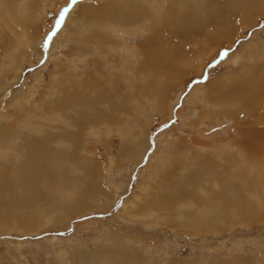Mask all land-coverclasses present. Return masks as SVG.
Instances as JSON below:
<instances>
[{
  "label": "rangeland",
  "instance_id": "374dc122",
  "mask_svg": "<svg viewBox=\"0 0 264 264\" xmlns=\"http://www.w3.org/2000/svg\"><path fill=\"white\" fill-rule=\"evenodd\" d=\"M242 1L0 5V264H264V169L227 164L264 147V0Z\"/></svg>",
  "mask_w": 264,
  "mask_h": 264
},
{
  "label": "bare ground",
  "instance_id": "6f19581e",
  "mask_svg": "<svg viewBox=\"0 0 264 264\" xmlns=\"http://www.w3.org/2000/svg\"><path fill=\"white\" fill-rule=\"evenodd\" d=\"M5 2V4L3 3L2 4V2ZM121 1V0H120ZM176 1V0H175ZM197 1V0H196ZM10 2H12V0H0V5H4V6H6L7 4L8 5H10L11 3ZM178 2V1H177ZM187 2V1H186ZM236 2V1H235ZM243 2H244V0L242 1V4H243ZM247 2V1H246ZM10 3V4H9ZM14 4V3H13ZM30 4V3H29ZM127 4V3H126ZM125 4V5H126ZM172 4V3H171ZM249 4H251L252 5V3L251 2H249ZM248 4V5H249ZM28 5V4H27ZM111 5H113V4H111ZM116 5V4H115ZM175 5V4H174ZM186 5V4H185ZM210 5V4H209ZM227 5H229L230 7H231V5H230V3L228 2L226 5H225V7L224 8H226V9H228V7L229 6H227ZM3 6V7H4ZM181 6V5H180ZM246 6V5H245ZM250 6V5H249ZM8 7V6H7ZM174 7V6H173ZM178 7V6H177ZM189 7V6H188ZM211 7V6H210ZM9 8V7H8ZM182 8H183V5H182ZM190 8V7H189ZM196 8V7H195ZM206 8H208V7H206ZM243 8V7H242ZM241 8V9H242ZM246 8H247V6H246ZM23 9H24V7H23ZM25 9H26V7H25ZM24 9V11H22V12H25L26 10ZM29 9V8H28ZM174 9H176L175 7H174ZM178 9V8H177ZM200 9V8H199ZM208 9H210V8H208ZM211 9H213V8H211ZM240 9V8H239ZM244 9V8H243ZM201 10V9H200ZM29 11V10H28ZM152 11V10H151ZM215 10H211V12H214ZM241 11V10H240ZM249 11V10H248ZM92 12V11H91ZM150 12V11H149ZM178 12H179V10H178ZM181 12V11H180ZM194 12H198V10L196 11H194ZM193 12V14H195ZM204 12H205V10H204ZM203 12V13H204ZM238 12V11H237ZM27 13V12H26ZM151 13V12H150ZM190 14H191V12H189ZM179 14V13H178ZM178 14H176V15H178ZM206 14V13H205ZM205 14L204 15H202V16H205ZM208 14V13H207ZM206 14V15H207ZM212 14V13H211ZM225 14H226V18L224 17V16H220V17H218L217 18V22H218V24H214L213 26L214 27H216V25H217V27L216 28H214V29H216L217 31L218 30H222V28H221V26L224 24V23H226V19L229 17V14L230 13H228V12H225ZM236 14H238V13H236ZM245 14H247V13H245ZM101 15V14H100ZM183 16H185L184 14H182ZM187 15H188V13H187ZM212 15H216L215 14V12L212 14ZM211 15V16H212ZM222 15H224V13L222 14ZM242 15L244 16V14H243V12H242ZM181 17V16H180ZM179 17V18H180ZM208 17V16H207ZM215 17V16H214ZM197 18H200V17H197ZM204 17H202V19H203ZM233 18V17H232ZM236 18V17H235ZM241 18H243V17H241ZM186 19V18H185ZM209 19V18H208ZM208 19H206V20H208ZM230 19V18H229ZM228 19V20H229ZM189 20V19H188ZM191 20V19H190ZM195 20V19H194ZM199 20V19H198ZM222 20H224V22H220V21H222ZM226 20V21H225ZM232 20V19H231ZM180 20H178V22H179ZM181 21H182V19H181ZM210 21V20H209ZM114 22V21H113ZM113 22H112V24H113ZM199 22V21H198ZM198 22L196 21V24H198ZM212 22H213V20H212ZM214 22H215V20H214ZM213 22V23H214ZM220 22V23H219ZM174 23L175 22H173V25H174ZM184 23V22H183ZM205 23V22H204ZM210 22H208V24H209ZM228 23V22H227ZM226 23V24H227ZM230 23V22H229ZM171 24V23H170ZM176 24V23H175ZM185 24V23H184ZM189 24V23H188ZM195 23H193V25H194ZM224 25V27L225 26H227V25ZM177 25V24H176ZM180 26V25H179ZM178 26V29H180V27ZM185 26H186V24H185ZM188 27H191L190 26V24L189 25H187ZM186 26V27H187ZM202 26V25H201ZM232 26H233V24H232ZM182 27H183V24H182ZM200 27V26H199ZM223 27V28H224ZM228 27V26H227ZM229 27H231L230 25H229ZM111 28V27H110ZM192 28V27H191ZM197 28V27H196ZM195 28V29H196ZM235 28V27H234ZM183 29V28H182ZM187 29V28H186ZM185 29V30H186ZM213 28H211V30H214ZM232 29V28H231ZM185 30H183V32L185 31ZM227 30V29H226ZM178 31H180V30H178ZM199 31V30H198ZM206 31V30H205ZM223 31V30H222ZM177 32V31H176ZM207 32V31H206ZM227 32V31H226ZM181 33H182V31H181ZM185 33V32H184ZM184 33H183V35H184ZM217 33V32H216ZM220 33V31H218V34ZM222 33V32H221ZM223 33H225L224 31H223ZM168 34V33H167ZM173 34V33H172ZM234 34V33H233ZM171 35V34H170ZM199 35V34H198ZM202 35H204V34H202ZM210 35V34H209ZM214 35H216V34H214ZM221 35V34H220ZM223 35V34H222ZM229 35H231L230 33H228V36ZM100 36V35H99ZM175 36V35H174ZM190 36H192V35H190ZM207 36V35H206ZM218 36V35H217ZM217 36H215V39H216V37ZM170 37V36H169ZM178 37H179V35H178ZM195 37V36H194ZM208 37V36H207ZM212 37V36H211ZM227 37V35L225 36V39H227L226 38ZM175 38V37H174ZM191 38V37H190ZM202 38V37H201ZM220 38V37H219ZM217 39V42L220 40V39ZM223 38V37H222ZM183 39H184V37H183ZM182 39V40H183ZM187 39V38H186ZM189 39V38H188ZM203 39V38H202ZM179 41H181L180 39H178ZM175 41V40H174ZM179 41H178V43H179ZM188 41V40H187ZM193 41V40H192ZM158 43V42H157ZM169 43V42H168ZM176 44V43H175ZM174 44V45H175ZM172 45V44H171ZM178 46V45H177ZM176 46V47H177ZM172 47V46H171ZM170 47V44L169 45H167V44H162V45H160V47L158 48V49H156V50H154V56L156 57V58H160V59H163V61L165 60L168 64H169V66H170V69H179V68H181L182 67V62L181 61H175V59H174V54H173V50L174 49H172ZM180 47H182V46H180ZM8 52V51H7ZM6 52V53H7ZM149 54V53H148ZM151 55L152 54H150V55H148V56H150L151 57ZM149 57V58H150ZM151 58H153V57H151ZM158 58V59H159ZM157 60V59H156ZM155 61V60H154ZM160 62H161V60H160ZM157 63V62H156ZM158 64V63H157ZM161 64H163V63H161ZM160 64V65H161ZM150 65V64H149ZM164 66H166V64L164 65ZM181 66V67H180ZM150 67V66H149ZM167 67V66H166ZM165 67V68H166ZM168 69V68H167ZM152 70V69H151ZM157 70V69H156ZM168 71V70H167ZM168 73V72H167ZM165 76H167V75H165ZM173 77V76H172ZM235 84V83H234ZM237 84V83H236ZM241 87V86H240ZM86 89V88H85ZM81 91V90H80ZM114 91V90H113ZM72 92V91H71ZM83 92V91H82ZM86 92V91H85ZM65 93V92H64ZM89 93V92H88ZM94 93V92H93ZM96 93V92H95ZM72 94H73V92H72ZM75 94V93H74ZM97 94V93H96ZM240 94V93H239ZM239 94H238V96H239ZM65 95V94H64ZM88 95V94H87ZM90 95V94H89ZM98 95V94H97ZM231 96H237V94L235 93V90H233V88H232V92H231V94H230ZM230 95H229V97H230ZM248 95V96H247ZM255 95V92L253 91V96H252V100H254V104L258 107V109H264V98H262L263 96H261L260 98H257L256 96H254ZM82 96V95H81ZM80 96V97H81ZM251 97V92L250 93H248V94H246V97ZM79 97V98H80ZM226 97V96H225ZM224 97V98H225ZM63 98V97H62ZM73 98H75V97H73ZM83 98V97H82ZM98 98H103V97H98ZM70 99V98H69ZM85 99H87V98H85ZM95 99V102H97L96 101V98H94ZM105 99H107V98H105ZM62 100H64V99H62ZM91 100V99H90ZM84 101V100H83ZM83 101H81V102H83ZM233 101H234V99H233ZM77 102H80V99H79V101H77ZM99 102V101H98ZM97 102V103H98ZM101 102V101H100ZM74 103V102H73ZM257 103V104H256ZM83 104H85V101H84V103ZM82 104V105H83ZM88 104V103H87ZM92 104H93V102H92ZM92 104H91V106H92ZM107 104V103H106ZM108 104H110V102H108ZM94 105V104H93ZM95 105H97V104H95ZM99 105V104H98ZM76 106V105H75ZM78 106H80V105H78ZM88 106H90V105H88ZM255 106V107H256ZM110 107V106H109ZM91 108V107H90ZM92 109V108H91ZM78 110V109H77ZM76 110V111H77ZM95 110V109H94ZM96 111V110H95ZM93 112V111H92ZM91 113V112H90ZM96 113V112H95ZM97 114H102V113H97ZM96 115V114H95ZM58 116V115H57ZM96 118V117H95ZM262 133V135H263V138H264V131L263 132H261ZM260 134V133H259ZM76 136H78L77 134H75ZM81 135V134H80ZM261 135V134H260ZM5 136V135H4ZM7 136V135H6ZM65 136V135H64ZM63 136V137H64ZM61 137V136H60ZM79 137V136H78ZM66 138V137H65ZM64 138V139H65ZM71 138V137H70ZM80 138V137H79ZM84 138V137H83ZM73 139V138H72ZM2 141V140H1ZM250 141H251V139H250ZM264 141V140H263ZM253 142V141H252ZM259 142H257V140H256V144H253V143H250V144H253L254 146L256 145V147H255V149L256 148H258L257 150L259 151L260 150V147L263 149L262 151H259L258 153H253V151H249V152H247V151H244L245 153L243 154L241 151H240V153H242L243 155H245L244 157H236V156H231L230 157V159H229V162L227 163V164H229L230 165V168H232L231 167V165H233V166H235L236 167V165L239 167V169H240V174H238L239 176H240V178L242 179V167L243 166H246V164H249L250 166H252L249 162H251V163H254V165L255 164H258L257 163V160L256 159H258L259 160V163H260V167H262V170L264 169V147L263 146H259V145H257ZM8 145V144H7ZM263 145V144H262ZM259 146V147H258ZM23 147V146H22ZM44 147V146H43ZM217 147V146H216ZM251 147V146H250ZM13 148V147H12ZM21 148V147H20ZM219 148V147H218ZM228 148V147H227ZM28 149V148H27ZM239 149V148H238ZM251 149V148H250ZM1 150H3V152H4V150L5 149H2L1 148ZM78 151V149H75V151ZM228 150V149H227ZM10 151V150H9ZM9 151L7 150V152H4V153H0V154H2V157H4V158H6V156H8V153H9ZM16 151V150H15ZM18 151H20V149L19 150H17V152ZM45 151V150H44ZM74 151V150H73ZM236 151H238L237 149H236ZM17 152H14V153H17ZM53 152V151H52ZM55 152V151H54ZM221 152V151H220ZM228 152V151H227ZM49 153V152H48ZM62 153V152H61ZM188 153V152H187ZM222 153V152H221ZM229 153V152H228ZM252 153V154H251ZM26 154H28V157H29V152H26ZM54 154V153H53ZM57 154V153H56ZM14 155V154H13ZM44 154H43V152H41L40 153V158H41V156H43ZM51 155V154H50ZM62 155V154H61ZM61 155L59 156L60 158H61ZM220 155V154H219ZM238 155V154H237ZM24 158V157H23ZM32 158V157H31ZM59 158V159H60ZM22 159V158H21ZM27 159V158H26ZM260 159H263V160H260ZM5 160V159H4ZM48 160V159H47ZM53 160V159H52ZM63 160H64V158H63ZM9 161H10V159H9ZM12 161V160H11ZM21 161V160H20ZM24 161V160H23ZM23 161H21V162H18V164H16V165H18L15 169H16V171L18 170V173H20L21 172V174H22V176H23V178L24 179H22L23 180V182H24V184L22 183L21 185H20V187H21V189L25 186V187H27V182L28 183H30V184H28V186L29 187H33V188H35L34 187V179H32L31 180V176H35L36 175V173H35V175H34V173H33V175H31L30 173H32L34 170H35V167H33V166H35L31 161H27L26 163H24ZM34 161V160H33ZM70 161H72V160H70ZM42 162V161H41ZM36 163V162H35ZM63 163V162H62ZM65 163V162H64ZM63 163V164H64ZM78 163V162H77ZM65 164H67V163H65ZM64 164V165H65ZM70 164V163H69ZM79 164V163H78ZM38 165L40 166V167H38ZM37 165V167L39 168H37L36 170L38 171H41V169L42 168H46L47 166L45 165V164H43V163H40L39 162V164ZM68 165V164H67ZM197 165V164H196ZM200 165V164H199ZM223 165V164H222ZM9 166V165H8ZM202 166H203V164H202ZM214 167V166H213ZM259 167V168H260ZM4 168H6V165L4 166ZM9 168H11V166H9ZM197 168H199V167H197ZM224 168V167H223ZM258 168V167H257ZM256 168V169H257ZM64 169V168H63ZM202 169V168H201ZM200 169V170H201ZM204 169V168H203ZM47 170V169H46ZM60 170V169H59ZM196 170V169H195ZM194 170V171H195ZM199 170V169H198ZM55 171V170H54ZM210 171V170H209ZM231 171H233V170H231ZM230 171V172H231ZM0 172H1V174H2V171H1V169H0ZM6 172V171H5ZM42 172V171H41ZM43 172H48V170L47 171H43ZM66 172V171H65ZM67 172H68V170H67ZM69 172H71V171H69ZM235 172V171H234ZM257 172V171H256ZM264 172V171H263ZM262 172V173H263ZM237 173V172H236ZM235 173V174H236ZM245 173V172H244ZM246 173H248V174H244L245 176L243 177V178H246V177H248L249 175H250V172H249V170H248V168H247V171H246ZM259 173V172H258ZM52 174V173H51ZM54 174V173H53ZM59 174H60V172H59ZM42 175H44L43 173H40L39 175H37V176H42ZM50 175V174H49ZM232 175V174H231ZM47 176V175H46ZM62 176V175H61ZM65 176V175H64ZM229 176V175H228ZM36 177V176H35ZM2 178V177H1ZM58 178V177H57ZM188 178L189 177H187V178H185V181L186 180H188ZM232 178V177H231ZM230 178V179H231ZM251 178V177H250ZM250 178L248 179V178H246L247 180H249L250 181ZM253 178V177H252ZM255 178V177H254ZM52 179H54V178H52ZM65 179V178H64ZM228 179V178H227ZM235 179H237V178H235ZM235 179H234V182H232V183H235ZM240 179V180H241ZM55 180V179H54ZM183 180H184V178H183ZM238 180V179H237ZM243 180H245V179H243ZM254 180V179H253ZM2 181H4L3 183H1V180H0V192H2L3 190L6 192L7 190H9V188H11V183L10 182H6V181H8V179H3ZM189 181V180H188ZM263 181V177L260 175L259 177H258V174H257V177L255 178V183H256V186H260V182H262ZM22 182V181H21ZM25 182H26V184H25ZM240 182V181H239ZM248 182V181H247ZM54 182H52V184H53ZM185 183V182H184ZM186 183H187V181H186ZM216 183H217V181H213V186H215L216 185ZM222 183V182H221ZM242 184L244 183V181L243 182H241ZM188 184V183H187ZM51 185V184H50ZM263 185V184H262ZM3 186V187H2ZM52 186V185H51ZM64 186V185H63ZM196 186H198V184H196ZM212 186V187H213ZM224 186H227V185H225L224 184ZM246 186H247V183H246ZM253 186V184L250 186V187H252ZM238 187V186H237ZM242 187V186H241ZM255 187V186H254ZM59 188V187H58ZM64 188V187H63ZM85 188V187H84ZM194 188H195V186H194ZM222 188H224L225 189V187H222ZM221 188V189H222ZM245 188V187H244ZM243 188V189H244ZM60 189V188H59ZM79 189V188H78ZM258 189H259V187H258ZM32 190V189H31ZM240 190H242V189H240ZM245 190H247V189H245ZM3 191V192H4ZM193 191V190H192ZM230 191H232V190H230ZM4 192V193H5ZM226 192V191H225ZM237 192V191H236ZM240 192H242V191H240ZM250 192V191H249ZM261 192V191H260ZM224 193V192H223ZM226 193H228V192H226ZM245 193V192H244ZM253 193V192H252ZM251 193V194H252ZM215 194V193H214ZM243 194V193H242ZM241 194V195H242ZM250 194V193H249ZM257 194V193H256ZM228 195H230V193H228ZM257 195H259V194H257ZM207 196H208V194H207ZM224 196H227V194L226 195H224ZM262 196V195H261ZM206 197V196H205ZM230 197V196H229ZM237 198V197H236ZM240 198V197H239ZM238 198V199H239ZM1 199V198H0ZM161 199V198H160ZM171 199V198H170ZM169 199V200H170ZM197 199V198H196ZM217 199H218V197H217ZM219 199H220V197H219ZM222 199V198H221ZM242 199V198H241ZM247 199H249V196L248 197H246V203H244L245 202V200H244V204H248V201H250V199L249 200H247ZM162 200V199H161ZM155 201H156V199H155ZM223 201H226L225 202V204H224V202H223V204H224V207L226 206V207H228L229 208V205H232L233 203H232V196L230 197V198H228V196H227V198L226 197H224L223 198ZM240 201V200H239ZM159 202H162V201H160L159 200ZM212 202V201H211ZM27 203H29V202H27ZM157 203V202H156ZM213 203H215L214 201H213ZM219 204H220V202H218ZM240 203H241V201H240ZM19 204V203H18ZM251 204V203H250ZM252 204H254V202L252 203ZM165 205V204H164ZM203 205V204H202ZM205 205V204H204ZM241 205V204H240ZM4 206V205H3ZM201 206V205H200ZM238 206V205H237ZM251 206V205H250ZM249 206V207H250ZM252 206H254V205H252ZM19 207H20V205H19ZM153 207V206H152ZM161 207V206H160ZM204 207V206H203ZM232 207V206H231ZM243 207V206H242ZM202 208V207H201ZM254 208V207H253ZM1 209V208H0ZM208 209V208H207ZM241 209V208H240ZM6 210V209H5ZM211 210H212V208H211ZM228 210V209H227ZM242 210V209H241ZM46 211H48V210H46ZM231 211V210H230ZM41 213V212H40ZM206 213V212H205ZM217 213V212H216ZM215 213V214H216ZM222 213V212H221ZM208 213H206V215H207ZM210 214V213H209ZM226 214V213H225ZM20 215V214H19ZM208 216V215H207ZM212 217V216H211ZM214 217V216H213ZM195 219V218H194ZM193 219V220H194ZM207 219V218H206ZM210 219V218H209ZM195 222V221H194ZM23 223V222H22ZM24 225V224H23ZM190 226V225H189ZM25 228V227H24ZM186 228V227H185ZM191 228V227H190ZM189 228V229H190ZM196 228V227H195ZM192 229V228H191ZM197 230V229H196ZM193 231V230H192ZM194 231H195V229H194ZM115 243V242H114ZM116 244V243H115ZM117 245V244H116ZM126 245H129V244H126ZM130 246V245H129ZM131 249V248H130ZM107 251V250H106ZM122 249L120 248V246L118 245L117 246V248H115V247H113V253H119L120 255H121V253H122ZM125 251H127V250H125ZM109 252V251H108ZM116 254V255H117ZM115 255V254H114ZM125 255V254H124ZM126 256V255H125ZM120 257V256H119ZM128 258V257H127ZM121 264V263H120Z\"/></svg>",
  "mask_w": 264,
  "mask_h": 264
},
{
  "label": "snow or ice",
  "instance_id": "6c2138e0",
  "mask_svg": "<svg viewBox=\"0 0 264 264\" xmlns=\"http://www.w3.org/2000/svg\"><path fill=\"white\" fill-rule=\"evenodd\" d=\"M59 23V21H57V24Z\"/></svg>",
  "mask_w": 264,
  "mask_h": 264
}]
</instances>
